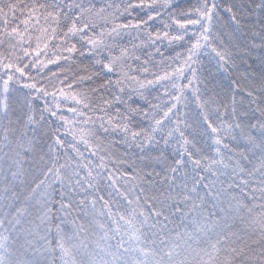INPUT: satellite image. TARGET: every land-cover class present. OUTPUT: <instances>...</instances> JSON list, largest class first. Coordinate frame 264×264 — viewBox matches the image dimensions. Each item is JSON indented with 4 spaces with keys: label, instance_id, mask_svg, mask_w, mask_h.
<instances>
[{
    "label": "snow or ice",
    "instance_id": "1",
    "mask_svg": "<svg viewBox=\"0 0 264 264\" xmlns=\"http://www.w3.org/2000/svg\"><path fill=\"white\" fill-rule=\"evenodd\" d=\"M0 264H264V0H0Z\"/></svg>",
    "mask_w": 264,
    "mask_h": 264
}]
</instances>
